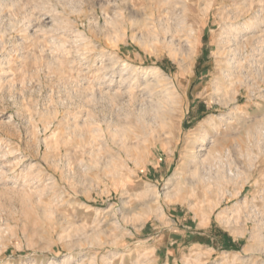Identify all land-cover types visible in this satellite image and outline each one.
Returning <instances> with one entry per match:
<instances>
[{
    "label": "rangeland",
    "instance_id": "374dc122",
    "mask_svg": "<svg viewBox=\"0 0 264 264\" xmlns=\"http://www.w3.org/2000/svg\"><path fill=\"white\" fill-rule=\"evenodd\" d=\"M0 264H264V0H0Z\"/></svg>",
    "mask_w": 264,
    "mask_h": 264
},
{
    "label": "bare ground",
    "instance_id": "6f19581e",
    "mask_svg": "<svg viewBox=\"0 0 264 264\" xmlns=\"http://www.w3.org/2000/svg\"><path fill=\"white\" fill-rule=\"evenodd\" d=\"M138 70H140L141 72H143L144 74H147L151 71L150 68H138Z\"/></svg>",
    "mask_w": 264,
    "mask_h": 264
}]
</instances>
